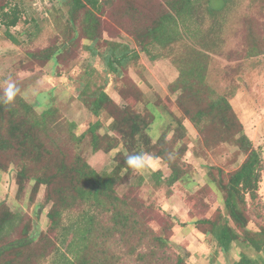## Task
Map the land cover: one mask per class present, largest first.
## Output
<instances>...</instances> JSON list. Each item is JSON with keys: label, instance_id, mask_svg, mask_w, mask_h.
<instances>
[{"label": "trees", "instance_id": "trees-1", "mask_svg": "<svg viewBox=\"0 0 264 264\" xmlns=\"http://www.w3.org/2000/svg\"><path fill=\"white\" fill-rule=\"evenodd\" d=\"M0 1V20L9 34L11 28L22 22L25 11L15 0ZM111 1L68 0V16L62 24V33L67 34L64 38L65 45H54L28 53L34 62L48 63L53 59L58 60L59 55H68L69 53L62 54L63 51H68L77 41H90L83 48L93 56L100 55L104 59L106 66L103 73L107 76L103 84L97 85L93 78L86 79L92 71L86 70L78 81L79 87L75 93L84 107L98 118L96 122L90 123L84 132L78 134L76 124L65 119L56 107L40 113L20 97L12 105L0 104V174L8 172L12 165L16 167V184L20 195L25 191L27 183L32 181L33 196L45 187L41 206H50L47 213L48 231L56 238H51L47 231L41 233L38 239H32L29 222L18 231L19 214L13 212L6 203H1L0 264H42L51 254L60 253L57 240L65 244L61 240L67 237L66 231L72 234L69 247L74 246L70 252L75 255L73 259H67V264H122L128 261L130 264H159L163 258L169 260V256L162 252L168 248L169 239L176 234V224H169L159 232L151 226L148 220L151 218L147 217L144 205L138 201L140 195H135L143 186L144 178L140 177L138 183L133 184L125 195H120L118 190L129 181L134 172L127 167L126 157L145 153L167 167L169 176L164 181L169 190L168 195L170 197L175 193L174 188L184 183L193 169L184 160L192 152L184 126L186 120L197 128L199 134L207 137L204 138V144L209 146V151L232 141L246 155L242 165L231 172L218 166H208L206 186L211 188L212 185L211 189L214 190L215 187L219 191L223 197L225 212L218 210L214 219L202 217L189 200V195L184 203L188 208L190 222L207 242L215 246L217 253L229 256L231 250L239 244L237 242L241 241H246L258 252H264V227L259 229L258 240L255 238L257 234L248 228L247 216L248 198L251 206H255L259 198L264 162L252 140L245 134L244 125L238 119L229 99L223 96L210 99L206 107H197L194 112L187 102L190 100L199 104V99L203 97L200 90L192 89L194 92L187 93L189 100L186 102L179 96L178 104L169 98L159 99L156 106L170 120L161 136L156 140L152 139L149 132L156 116L146 107L140 106L139 99L143 95L138 84L132 82L139 99L115 89L126 102L125 106H121L110 93L108 73L115 74L118 79L122 75L121 71L127 69L131 61L139 58V53L109 40L105 41L108 47L104 52H99L96 46L102 40L99 34L102 25L100 15ZM201 1L163 0L164 7L161 5L158 10L132 4L127 13L143 23V27L135 28L133 34L141 50L150 54V47L157 46L164 50L176 43L183 35L182 27H186L191 21ZM218 2L222 5H215ZM227 3L228 0H206L210 13L221 12ZM250 42L252 45L248 54H261L259 40L252 36ZM15 43L22 42L15 38ZM67 45L70 46L66 47ZM181 75L174 91L184 87L185 90L188 89L196 79H191V75L189 79L188 76L186 79L182 78L184 71ZM118 85L122 87L124 83L120 82ZM181 110L182 115L179 114ZM104 114L112 121L107 132L100 133ZM210 123L219 132V138L215 140L211 134L215 130L209 128L212 127L209 126ZM206 126L209 132L202 129ZM86 143L94 153L109 154L120 149L115 156V168L104 173L96 170L85 156L83 145ZM123 170L126 171L125 174H122ZM160 174L161 172H157L156 176ZM161 181L157 180L158 189ZM161 209L165 211L162 207ZM124 248L126 251L122 254ZM190 256V252L185 249L182 254L176 255L174 264H191ZM232 264H252V261L244 256Z\"/></svg>", "mask_w": 264, "mask_h": 264}, {"label": "rangeland", "instance_id": "rangeland-1", "mask_svg": "<svg viewBox=\"0 0 264 264\" xmlns=\"http://www.w3.org/2000/svg\"><path fill=\"white\" fill-rule=\"evenodd\" d=\"M15 1L25 12L22 22L17 27L11 28L9 34L0 20V84L9 78L15 80L27 93V99H23L32 104L38 112L42 113L50 107L58 108L65 119L76 124L78 134H81L98 118L93 116L76 97L78 81L86 70H92L91 75L86 76V79L93 78L95 84H103L107 76L103 73L106 63L100 55L93 56L91 52L83 48V45L89 44L90 41L81 42L80 40L74 46L67 45L66 47L70 46L68 51L66 49L62 54H69L59 55L58 60L53 59L48 63L34 62L28 53L54 45L58 47L65 45L64 38L67 34L62 33L64 31L62 24L68 16L66 4L68 0ZM162 2L163 0H112L100 15L102 25L99 34L102 40L96 45L99 52L105 51L108 47L105 41L109 40L128 46L129 50L139 53V58L131 61L127 69L121 71L122 75L118 79L115 74L108 73L112 97L121 106H125L126 102L115 91L117 89L139 99L132 85L135 81L143 95L139 99L140 106L146 107L156 116L149 132L151 138L155 140L161 136L167 121L170 120L155 104L161 97L167 96L169 100L178 104L179 96H182L186 102L187 93L194 92L192 89L200 90L203 97L199 99L201 101L199 104L189 99L187 102L193 112L197 107H206L210 99L226 97L244 125L245 134L252 140L264 162V0H228L225 8L219 13L208 12L206 0H202L191 21L186 27H182L183 35L176 43L164 50L157 46L150 47V54H147L141 50L133 35L134 29L143 27V23L127 13V9L132 4H139L146 9L148 6L158 10L161 5L164 7ZM215 5L222 4L218 2ZM197 33L198 36H196ZM252 36L259 40V48L262 51L257 56L248 54L252 45L250 42ZM15 38L22 43H15ZM183 71L182 78L186 79L188 76L189 79L191 75V79L194 77L196 79L188 89L185 90L184 87L182 90L179 88L174 91L175 84L180 80L177 76L183 74ZM120 82L124 83V86L119 87ZM179 114L182 115L183 111L181 110ZM111 121L112 119L104 114L103 127L99 132H107ZM185 122L188 127L186 130L189 147L193 152L188 153L184 158L193 166L186 181L177 185L174 188L175 193L169 197V190L164 181L169 176V170L166 166L157 163L156 168L149 169L143 174L133 172L129 181L119 187V194L129 193L133 184L138 183L140 177H143L144 184L135 195H140L138 201L144 205L147 217L151 218V220L148 219L151 226L159 232L169 224H176V234L169 239L170 232H168L169 246L162 252L165 256H169V260L163 258L159 264H174L176 255L182 254L185 249L191 254L189 260L191 264H219L220 262L232 264L244 256H248L252 264H263L264 252H258L246 241L237 242L239 244H236L231 254L226 256L223 253H217L215 246L205 239L206 242L199 240L198 237L201 235L190 222L184 199L190 195L189 200L202 217L214 219L218 210L224 213L223 197L215 187L214 190L211 189L212 185L211 188L206 186L208 166H218L224 171L231 172L242 165L246 155L232 141L214 151H209V146L204 144L205 135L199 134L197 128L188 120ZM207 126L202 129L206 131ZM209 126L215 130L211 133L214 140L219 138V132L213 124L210 123ZM83 148L89 163L99 172H111L115 168V156L120 149L106 154L92 152L87 143L83 145ZM16 170V167L12 165L8 172L0 174V204L6 203L13 212L19 214L18 231L29 222L30 236L36 240L41 233L49 229L47 213L50 206H41L44 201L45 187L43 186L39 193L33 196L34 182L32 181L27 183L25 191L20 195L16 184ZM157 172L161 174L156 176ZM125 173L126 171L123 170L122 174ZM261 176L257 204L251 206L248 198L247 213L248 228L257 234L255 238L258 240L260 239L259 229L261 226L264 227V170ZM158 179L162 180L159 189L156 187ZM182 223L185 225L181 226ZM48 232L51 234L50 231ZM66 234L67 237L61 240L65 241V244L57 240L60 253L51 254L42 264H67L68 258H74L75 255L70 252L74 246L69 247L72 234L70 235L69 231H66ZM51 238L56 240L54 234H51ZM202 244L206 246L202 247ZM125 251L124 248L122 254H125ZM203 251L206 253L204 257L200 255ZM122 264H130V262Z\"/></svg>", "mask_w": 264, "mask_h": 264}, {"label": "clouds", "instance_id": "clouds-1", "mask_svg": "<svg viewBox=\"0 0 264 264\" xmlns=\"http://www.w3.org/2000/svg\"><path fill=\"white\" fill-rule=\"evenodd\" d=\"M18 97L27 99V93L21 89L15 80L9 78L0 84V104L12 105ZM126 165L134 172L143 174L149 169L156 168L157 163L150 155L137 153L126 157Z\"/></svg>", "mask_w": 264, "mask_h": 264}, {"label": "crops", "instance_id": "crops-1", "mask_svg": "<svg viewBox=\"0 0 264 264\" xmlns=\"http://www.w3.org/2000/svg\"><path fill=\"white\" fill-rule=\"evenodd\" d=\"M179 76H180V74H178L177 78H178ZM237 94H238V93H237ZM237 94H236V95H237ZM165 98H167V96H165ZM165 98L161 97V99H165ZM155 104H156V102H155ZM158 108H159V107H158ZM178 112H179V111H178ZM184 126H185V128L188 130V127H187V125H186V122H184ZM187 135H188V133H187ZM155 161H156V160H155ZM156 163H158L159 165H161L158 161H156ZM198 238H199L200 241H201V240H204V237H203L202 235L199 236ZM200 241H199V242H200ZM204 241H205V240H204ZM205 242H206V241H205ZM205 244H206V243H205ZM205 244H204V245L202 244L201 246L204 247V246H206ZM200 249H201V248H200ZM203 249H204V248H203ZM204 251H205V250H204ZM204 251L200 253V255L203 256V257H204V255H206V253H205ZM219 264H223V263L220 262Z\"/></svg>", "mask_w": 264, "mask_h": 264}]
</instances>
